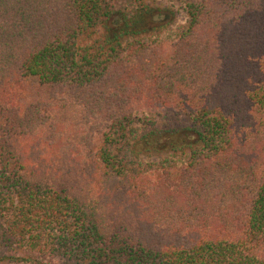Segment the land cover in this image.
<instances>
[{"label":"trees","instance_id":"trees-1","mask_svg":"<svg viewBox=\"0 0 264 264\" xmlns=\"http://www.w3.org/2000/svg\"><path fill=\"white\" fill-rule=\"evenodd\" d=\"M131 1L0 0V264H264V0Z\"/></svg>","mask_w":264,"mask_h":264},{"label":"rangeland","instance_id":"rangeland-1","mask_svg":"<svg viewBox=\"0 0 264 264\" xmlns=\"http://www.w3.org/2000/svg\"><path fill=\"white\" fill-rule=\"evenodd\" d=\"M110 2L114 10H119L126 14V21L129 25L134 26V29H147L149 26L155 25L154 22L150 23V19L152 18L150 17L148 11L147 13H140L142 15H137L134 18L131 17L136 14L138 8L135 2L131 0H110ZM146 3L150 5L154 12L159 13V17L155 20V22L160 21L161 24L166 26L159 31V33L143 32L137 35L139 36L137 38L145 42L157 41L159 43H170L176 38V30L186 21L183 4L175 0H148ZM119 16L120 15L118 14L114 15V17ZM190 140H192V137L190 138L182 132L164 133L157 137L149 138L146 141H141L137 148L139 150L152 147H156L157 150L163 149L158 153H154V151H152L150 155H144V159L147 161H154L159 164L163 163L167 168L180 167L186 162L187 155L180 152L173 153V151L164 148L170 149L172 145L174 146L175 144L186 143Z\"/></svg>","mask_w":264,"mask_h":264}]
</instances>
